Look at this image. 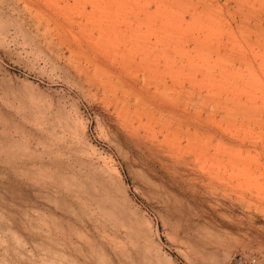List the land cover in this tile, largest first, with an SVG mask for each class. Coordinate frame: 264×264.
Returning a JSON list of instances; mask_svg holds the SVG:
<instances>
[{
    "label": "rangeland",
    "instance_id": "374dc122",
    "mask_svg": "<svg viewBox=\"0 0 264 264\" xmlns=\"http://www.w3.org/2000/svg\"><path fill=\"white\" fill-rule=\"evenodd\" d=\"M0 264H264V0H0Z\"/></svg>",
    "mask_w": 264,
    "mask_h": 264
},
{
    "label": "bare ground",
    "instance_id": "6f19581e",
    "mask_svg": "<svg viewBox=\"0 0 264 264\" xmlns=\"http://www.w3.org/2000/svg\"><path fill=\"white\" fill-rule=\"evenodd\" d=\"M247 142V141H246ZM251 142H253V141H251L250 140V143H248L249 145L251 144ZM256 142V141H255ZM260 142V141H259ZM258 143V142H257ZM262 143V142H261ZM212 188L214 189V190H216V189H220V187L218 188L217 186H212ZM223 189H225V188H223ZM222 190V189H221ZM214 192V191H213ZM229 192V191H228ZM218 194V193H217ZM224 194V193H223Z\"/></svg>",
    "mask_w": 264,
    "mask_h": 264
}]
</instances>
